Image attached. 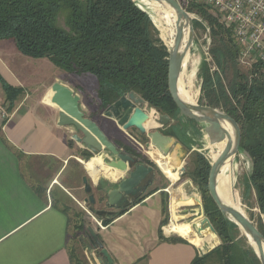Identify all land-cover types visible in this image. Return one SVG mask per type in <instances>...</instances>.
<instances>
[{
	"label": "trees",
	"instance_id": "16d2710c",
	"mask_svg": "<svg viewBox=\"0 0 264 264\" xmlns=\"http://www.w3.org/2000/svg\"><path fill=\"white\" fill-rule=\"evenodd\" d=\"M191 4L184 8L207 22L210 53L219 68L218 72L211 73L208 64H202L200 104L221 109L239 124L240 151L247 153L252 161L248 189L255 191L259 217L264 216V62L250 68L241 66L240 48L233 31L223 24L215 10L200 2L191 0ZM193 23L195 28L199 25L196 21ZM3 41L12 42L27 58L47 59L71 75L95 77L98 116L131 92L141 96L157 113L168 115L173 123L161 132L174 137L190 153V167L184 175L200 189L206 216L223 243L207 256H197L192 264H203L213 256L220 264H261L239 227L224 218L209 195L211 164L204 154L193 151V148H202V133L199 124L181 115L171 97L169 48L160 39L149 13L133 0H0V42ZM228 68L235 78L230 90H226L222 79V73ZM0 84L6 101L13 107L23 90L9 86L1 77ZM146 124L147 128L154 125L149 119ZM113 141L126 153L154 166L136 151L132 140V144ZM82 155L86 159L92 157L88 151ZM98 190L103 192L104 187L99 186ZM166 204L165 199V218ZM127 210L101 218L103 226ZM258 228L264 235V230ZM71 239L78 249H84L85 244L75 234ZM182 241L181 238L173 240L174 243ZM78 249L73 246L71 255L80 263Z\"/></svg>",
	"mask_w": 264,
	"mask_h": 264
},
{
	"label": "crops",
	"instance_id": "0c3cea01",
	"mask_svg": "<svg viewBox=\"0 0 264 264\" xmlns=\"http://www.w3.org/2000/svg\"><path fill=\"white\" fill-rule=\"evenodd\" d=\"M17 52L12 42H0V77L23 90L10 108L13 117L0 131V264H92L86 251L89 244L78 251L80 263L72 259L74 228L62 204L75 201L76 194L84 191V177L92 180L83 161L82 152L87 150L73 141L74 127H59V110L43 103L52 95L53 84L64 81L57 76L50 87L38 92L33 78L22 75L27 79H21L14 71L34 75V65ZM1 96L5 99L3 90ZM111 173L115 177H103L104 191L125 178ZM93 185L98 190L100 183L93 180ZM164 193L146 192L126 213L99 227L97 235L114 264H192L200 256L190 241L179 237L183 241L174 243L177 238L165 233Z\"/></svg>",
	"mask_w": 264,
	"mask_h": 264
},
{
	"label": "water",
	"instance_id": "95a60500",
	"mask_svg": "<svg viewBox=\"0 0 264 264\" xmlns=\"http://www.w3.org/2000/svg\"><path fill=\"white\" fill-rule=\"evenodd\" d=\"M133 1L142 10L146 11L142 5L135 0ZM147 1L158 4L165 3L178 15L174 45L172 49H169L168 85L171 97L177 108L180 110L181 115L199 125H204L205 133L207 134L211 145L226 139L228 132L223 128L224 123H228L235 131L234 144L232 146L229 145L222 152L217 161L211 163V170L208 179V191L211 199L224 218L238 226L247 238L250 237L253 240L257 249H255L252 245L251 247L255 251L261 264H264L263 233L259 230L257 224L250 219V217L245 216L231 206L226 205L221 200L217 192V178L221 168L230 157L236 158L240 152L242 132L239 124L222 110L201 105L199 103L196 105L186 104L179 95L178 82L182 73L183 61L187 52L191 50L194 39V23L191 15L178 0ZM185 26H189L191 28V36L185 50L182 51ZM51 92L52 95L50 97V102L47 101V103L59 110V127H74L77 133L72 137L73 141L80 145H84L86 150L94 157L102 156L104 152L111 154L113 158L112 160L104 161L105 166H107L111 172H117V175L125 177L117 184L116 187L107 191V206L112 209V211L94 210L93 207L98 203L94 194L95 186L89 182L87 177H85L83 180L84 191L88 196L85 203L91 205L90 212L96 213V215L101 218H109L114 216L118 211L129 209L135 205L136 202L143 198L148 189L153 185L156 178V168L143 162L138 157L128 154L120 149L116 143L111 140L107 134H105L98 123L92 118L86 116V114L81 110V97L69 87L65 86L61 81H56L53 84ZM151 113L155 116V125L147 128L146 123L149 118L147 103L137 93L131 92L110 106L104 112L103 117L115 121L117 126L124 132H127L130 129H135L141 136L138 137L133 133H129L130 137L138 144L147 140L148 142L145 144V148L151 151L156 150L164 158L172 156L173 153H171V151L173 148L177 152H180L183 149L185 155L187 156L188 153L185 148L174 137L165 136L161 132L165 127L171 124V118L168 115H161L157 113V111L153 108H151ZM244 154L249 158L252 170L251 158L247 153ZM156 166L159 171L162 172L157 164ZM184 171L185 168H181V172L178 173L180 180L185 173ZM192 182L193 181L191 180L190 182H187L188 184H184L182 187L173 190V193H178L181 188H184V190H187V194L189 195L193 194V190L201 195L200 200L203 208V218L195 222V232L202 239L205 237H210L211 239L208 251L204 248L199 249V252L204 257L219 249L223 243L210 219L206 216L200 189H193ZM90 232L93 242H91L89 250L91 252L94 250L100 251L98 257L99 259L101 258L100 261L102 260V264H114L110 255L104 249L103 244L99 241L97 235L92 230Z\"/></svg>",
	"mask_w": 264,
	"mask_h": 264
},
{
	"label": "rangeland",
	"instance_id": "374dc122",
	"mask_svg": "<svg viewBox=\"0 0 264 264\" xmlns=\"http://www.w3.org/2000/svg\"><path fill=\"white\" fill-rule=\"evenodd\" d=\"M178 1L183 7H191L192 5L191 0H178ZM148 13L152 17V21L158 30L159 24L157 22V19H158L157 16H155L152 12H148ZM190 15H191L192 20L198 22L199 25H197L196 28L194 27L193 45L190 50V59L186 65L187 67L185 69V72L188 76L193 78V81L195 83V90L199 92V97H198L199 99L197 100V103L200 104V98L202 95V90H201L202 80L200 76L203 72L202 64L204 62L207 63L208 68L211 70V73L218 72L219 68L216 65V62L210 53L211 39H210V32L208 29L207 22L203 20L202 18H200L197 14L190 13ZM158 32H159V37L162 40L160 30H158ZM18 54L21 55L20 53ZM23 59L25 61H30L34 65V67L31 69V72H34V75L33 74L26 75L23 72L20 73L19 71L14 70L18 77H20L21 79L33 78V83H35L34 88H36L38 92L42 91L44 88L50 87L55 77L57 76L61 77L64 81L63 82L64 85L69 87L71 90H74V92L81 97V110L84 113H86L88 117H91L92 115L94 120L99 121V124H101L102 127H104L108 131V133L114 140L118 139L119 141H122L125 143H131V144L133 141L136 145V151L139 154H141V156L144 157V159L154 164V166L156 167V178H155L153 185L149 188L147 193H151L158 189L163 190L165 192L164 195H165V199L167 200V204H166L167 214L165 218V223L163 225L164 231L166 230L167 227H169L170 224L173 223L175 218H178L177 223H180V224L188 223L192 227V229L195 231V222L199 220V218L202 216L201 215V212L203 209L202 206L178 207L176 210L177 216L175 215V211H173V208H172L173 207L172 206L173 205V190H176L179 187H182L184 184H188L187 182H190L191 180L188 179L186 175H183L180 181L177 180L176 177L174 178L168 177L159 163V160L161 159L160 155L154 157L155 152H152L151 150H147L145 148V144L148 141L146 140V141L141 142V144H138L133 139L128 137L130 132L136 136L138 135L135 129H130L129 131H127L128 135L123 134L120 131H117V127H116L117 125H115L116 123L105 121L104 117H102L103 114L100 116L96 114V111L98 110V103H97V99L95 95V90H96L95 77H93L92 75L79 77V76L68 74L56 68L47 59L36 60V59L27 58L25 56H23ZM228 69L229 70H226L225 72L222 73L223 85L226 88V90H230L231 85L233 84L232 82H235L234 73L232 69L231 68H228ZM22 75H24L27 78H25ZM50 97H51V94L48 95V98H45L43 100V103L47 104L48 106H51L49 103H47V101L50 102ZM147 110L151 111V108L148 105H147ZM172 123L173 121L171 122V124ZM199 129L202 133L201 142L203 145L201 149L193 148V151H198L204 154L206 159L211 164L212 163L211 156L216 151L213 148V145L210 144L208 136L205 133V126L199 125ZM171 153H173L171 156V162L175 164V166L174 167L171 166L167 162V160L164 159V161L167 162L168 169H170L173 172L172 174L175 175L176 171L177 173H180L181 168H185L184 172L186 173L187 169H189L190 167V153L186 156L183 149L180 152H177L174 150V148L172 149ZM77 154L81 155V152L78 151ZM93 158L94 156L92 155V157L88 159L85 158V160H83L82 158V160L85 163H88V161H90ZM112 158L113 157L108 152H104L102 156V159L104 161L112 160ZM234 163L236 166L235 176L233 177L235 192L240 198L243 208L245 209L247 213V216L252 218L253 222L264 230V216L262 215L261 217H259L260 213H259V209L256 207L257 204H256L255 191L253 189L252 190L248 189L249 177L251 173V162L249 158L243 152L240 151L237 157L235 158ZM156 164L161 168L162 172L159 171ZM104 176L105 174L101 175L98 179V182L100 184L102 183V185H100V188L107 185L104 182V178H103ZM86 177L88 178V176ZM93 180H94L93 178L92 180L89 179V182L93 184ZM192 185H193L192 186L193 189L198 190V187L193 182H192ZM94 194L97 200H100V202L97 203V205L93 207L94 210L95 211L103 210L104 208L103 201L105 200L106 196L103 197L102 192L101 191L98 192L97 189H94ZM75 197H76L75 201H65L64 200L62 204H65L67 206L66 208L71 218L70 220L74 228L73 229L74 234L77 237V239H79V242H83L84 240V244L90 245L91 244V240H90L91 232L90 231L92 230L97 235V232L100 226H98L96 221L102 222V220H101V217L96 215V213L90 212L91 205L85 203V200L88 198L85 191L79 192L78 194H76ZM199 197H201V195H199ZM102 225H103V222H102ZM243 236L245 235L243 234ZM171 237L179 238L180 236L171 234ZM85 239L87 240V243ZM186 240L190 241L189 239H186ZM199 240L200 241L198 243H193V242L191 243L196 245L198 249L204 248L205 250L208 251L209 243H207L205 239H202L201 237L199 238ZM247 244H249L248 238H247ZM72 246L78 249V246L76 243L73 242ZM78 250H81V249L79 248ZM86 251L88 254H90L89 262L91 261L92 264H96L95 261L93 260L94 259L93 256H91V252L87 249ZM200 256H202L201 253H200ZM217 261H218V258L216 256H213L207 259L203 264H220Z\"/></svg>",
	"mask_w": 264,
	"mask_h": 264
},
{
	"label": "bare ground",
	"instance_id": "6f19581e",
	"mask_svg": "<svg viewBox=\"0 0 264 264\" xmlns=\"http://www.w3.org/2000/svg\"><path fill=\"white\" fill-rule=\"evenodd\" d=\"M135 1L138 2L140 5H142L146 11L152 12L155 16H157L158 18L157 22L159 24L158 30H160L161 32V37L163 41L165 42L166 46L169 49H172L174 45V40L176 36V26L178 22L177 13L165 3L158 4V3L150 2L147 0H135ZM190 36H191V28L189 26H185L182 51L185 50ZM189 59H190V51L187 52L185 59L183 61L184 69L182 68V73L180 75L179 82H178V89H179L180 98L183 100V102L189 105H196L197 100L199 99L198 98L199 92L195 90V83L193 81V78L188 76L185 72V69L187 67L186 65ZM148 116H149L148 119L154 122L155 116L151 113V111H148ZM223 128L227 130L228 134H227L226 139L220 141L219 143L213 144V148L215 149L216 152H214L211 156L212 163L217 161V159L220 157L222 152L229 145L232 146L234 144L235 131L233 127H231L228 123H224ZM152 152H155L154 157L160 155L161 159L159 160V163L161 167L163 168V170L165 171V173L167 174V176L171 178L176 177V179L180 181L179 174L177 173V171L175 172V175H174L172 174L173 172L170 169H168L167 162L171 166L173 167L175 166V164L171 162V157L164 158L156 150H152ZM102 156L94 157L92 160L88 161V163L85 164L87 170L89 171L90 175L95 180V182H97L99 177L103 174H105V176L115 177V175L111 173L110 169L107 168V166H105ZM164 159H166L167 162L164 161ZM234 161H235V157H230L226 161L224 166L221 168L218 178H217V192L221 200L226 205L231 206L235 210L239 211L241 214H244L245 216H247V213L245 209L243 208L242 202L235 192L233 177L235 176L236 166H235ZM187 193H188L187 190H184V188H181L178 191V193H175V192L173 193L174 205L172 208H173V211H175V215H176L177 208L180 206H186V205L201 206L202 205L198 193H196L194 190H193L192 195H189ZM201 215L202 216L199 219L203 218V209H202ZM177 220L178 218H175L173 223L170 224L169 227L166 228V233L168 235H171V234L179 235L182 238L189 239L190 242L198 243L200 241L199 240L200 237L196 234V232L192 229V227L188 223H184V224L177 223ZM204 239L207 243L211 241L210 237H205ZM248 240H249V244L254 246L255 249H257V246L255 245V243L250 237L248 238ZM263 253H264V246H263Z\"/></svg>",
	"mask_w": 264,
	"mask_h": 264
},
{
	"label": "built area",
	"instance_id": "2783aa9c",
	"mask_svg": "<svg viewBox=\"0 0 264 264\" xmlns=\"http://www.w3.org/2000/svg\"><path fill=\"white\" fill-rule=\"evenodd\" d=\"M215 10L223 24L233 31V37L240 48L239 63L250 68L264 62V0H192ZM0 84V131L13 117L10 104L1 96ZM103 227L102 222L96 221ZM91 252L96 264H102L97 254Z\"/></svg>",
	"mask_w": 264,
	"mask_h": 264
},
{
	"label": "flooded vegetation",
	"instance_id": "af4514ba",
	"mask_svg": "<svg viewBox=\"0 0 264 264\" xmlns=\"http://www.w3.org/2000/svg\"><path fill=\"white\" fill-rule=\"evenodd\" d=\"M150 120V119H149ZM151 121V120H150ZM154 123V122H153ZM155 124V123H154ZM136 133L138 134L137 136L140 137L141 135L136 131ZM100 202V200H98V203ZM104 202V208L103 210L105 211H112V209H110L108 206H107V199L105 198V200L103 201Z\"/></svg>",
	"mask_w": 264,
	"mask_h": 264
}]
</instances>
